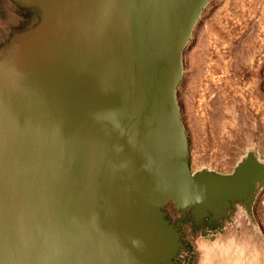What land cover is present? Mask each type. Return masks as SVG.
<instances>
[{"label":"water","instance_id":"1","mask_svg":"<svg viewBox=\"0 0 264 264\" xmlns=\"http://www.w3.org/2000/svg\"><path fill=\"white\" fill-rule=\"evenodd\" d=\"M12 1L32 22L0 45V264H178L168 213L250 209L253 151L189 166L177 88L209 0Z\"/></svg>","mask_w":264,"mask_h":264},{"label":"rangeland","instance_id":"2","mask_svg":"<svg viewBox=\"0 0 264 264\" xmlns=\"http://www.w3.org/2000/svg\"><path fill=\"white\" fill-rule=\"evenodd\" d=\"M182 64L177 100L191 172L230 175L247 151L264 162V0H209ZM263 211L264 186L248 211L239 206L213 229L195 230L186 219L168 213L183 234L185 250L178 264H205L196 240L213 242L235 228L239 233L241 223L264 241Z\"/></svg>","mask_w":264,"mask_h":264},{"label":"bare ground","instance_id":"3","mask_svg":"<svg viewBox=\"0 0 264 264\" xmlns=\"http://www.w3.org/2000/svg\"><path fill=\"white\" fill-rule=\"evenodd\" d=\"M245 224L241 223V232L238 233L236 228L229 229L224 236L218 237L213 242L204 238L197 239L195 244L200 255V262L205 264H264V241L255 238L254 233ZM7 232L3 231L6 236Z\"/></svg>","mask_w":264,"mask_h":264},{"label":"flooded vegetation","instance_id":"4","mask_svg":"<svg viewBox=\"0 0 264 264\" xmlns=\"http://www.w3.org/2000/svg\"><path fill=\"white\" fill-rule=\"evenodd\" d=\"M32 22L28 11L19 8L12 0H0V45L8 40V36L21 32L26 29ZM193 229L205 228L213 229L206 223L201 226H195L189 218H186Z\"/></svg>","mask_w":264,"mask_h":264}]
</instances>
